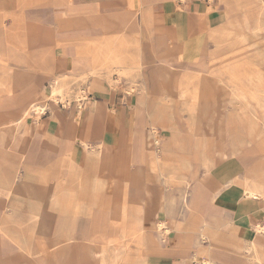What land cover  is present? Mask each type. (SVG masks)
<instances>
[{
  "label": "crops",
  "instance_id": "1",
  "mask_svg": "<svg viewBox=\"0 0 264 264\" xmlns=\"http://www.w3.org/2000/svg\"><path fill=\"white\" fill-rule=\"evenodd\" d=\"M252 1L0 0V124L17 122V128L0 129V264H84L86 254L117 246L120 205L126 206L127 228L141 222L145 232L128 237L157 236L146 229L155 212L153 220L159 223H196L185 234L192 238L191 247L199 249L195 261L204 254L216 264H252L257 259L243 247L253 226L264 223V202L233 200L252 171L225 187L220 181L215 191L203 182L193 185L201 183L203 194L211 201L220 198L231 211L222 218L203 216L206 241L195 217L186 213L179 218L176 208L173 218L166 194L158 196L150 181L135 179V172L154 168L153 153L184 156L194 172L213 168L214 139L181 132L185 106L165 100L160 94L168 87L158 82L178 70L201 72L191 61L199 59L200 67L201 61H215L217 44L230 54L225 60H246L223 46L246 38L261 42L256 40L264 34V0ZM246 21L251 28L259 25L261 34L246 29ZM110 60L123 65L111 68ZM110 70L127 76L112 87L110 79L114 83L118 74ZM84 76L92 87L89 100L62 103L47 97L65 77ZM133 84L137 92H127ZM26 102H41L44 112L18 117ZM152 126L160 132L157 151ZM260 149L251 165L239 168H261L253 171L264 174ZM198 157H206V167ZM120 168H126L121 169L126 180H120ZM162 204L163 213L158 210ZM57 245L71 247L78 260L59 261ZM43 252L50 259L41 261ZM259 253L264 256L262 248Z\"/></svg>",
  "mask_w": 264,
  "mask_h": 264
},
{
  "label": "rangeland",
  "instance_id": "2",
  "mask_svg": "<svg viewBox=\"0 0 264 264\" xmlns=\"http://www.w3.org/2000/svg\"><path fill=\"white\" fill-rule=\"evenodd\" d=\"M211 1L209 0V2ZM247 29H251L254 35H260L262 31L259 25L251 28L249 23ZM253 40L255 41L254 38H246L244 41L246 43L224 44L225 46H223L229 50L233 49L234 52L231 51L233 52L232 56L245 57L246 60H225L226 56L230 54L222 52L221 44H217L219 48L215 50L219 51L220 54L214 56L215 61L209 62L208 65L204 63L201 67L197 64L199 59L191 61L201 72L178 70L175 75L166 76L158 82V84L168 87L164 89L165 92L160 94L165 100L169 102L179 101L185 106L183 112H187V116L182 119V124H180L181 132L200 134L214 139L213 168H196L194 172L192 168H188V162L184 156L161 158L158 154L153 153L151 164L154 168L145 169L147 170L145 173L135 172V179L150 181L153 186H156L157 190L155 191L158 196L160 193L166 194V202L173 218L176 214V208H179L177 212L179 218H185L186 213L195 217L198 221L199 232L203 228V222H205L203 220L204 215L208 214L210 218L213 216L222 218L224 212L231 211L227 209L230 208L228 205L221 203V200L218 201L220 198L211 201L212 199L208 195L206 196L201 192V183L193 186L195 182H203L205 187L210 185L215 191L220 181V187H225L232 184L234 180L242 179L250 174V171L256 173L253 169L258 171L261 169L239 168L240 164L243 166L251 165L262 152L260 147L264 149V34L256 40L257 42L261 41L260 43L255 44ZM119 65L123 64L112 60L108 62V66L111 68H120ZM109 73L118 74L114 83L110 79L112 87L120 81L121 77L127 76L125 72L110 70ZM63 80L62 83L54 87L53 93L51 90L48 92L47 97H50L52 101L71 103L78 100L87 101L89 97H92V87L89 85L87 76L65 77ZM126 91L136 93L137 88L133 84ZM36 105H38L36 102H26L17 110L18 117H29L32 113L41 114L44 112V110H30L26 116L22 115L23 110H28V107L34 108ZM207 113H209L208 119ZM4 123L8 124L7 127H1ZM16 124V121L13 122V125L3 122L0 124V129L17 128ZM168 130L172 132L171 126ZM152 133L156 146L155 151H157L160 145L158 137L160 132L156 126H152ZM155 137L159 140L158 144L155 142ZM162 152L166 153L164 149ZM204 159L206 160V157H198L200 163ZM205 160L203 161L204 167H206ZM121 169L126 168H120V180H126V171H121ZM173 182L179 183L174 184ZM176 186L178 188H173ZM261 201L264 202V197ZM155 203L160 204L161 200L157 198ZM124 206L118 207L117 216L118 231L119 229L125 230H123L124 238H117L116 247L109 245L108 249H103L99 253L86 254L89 257L84 264H95V261L97 264H196L195 260L198 258L199 249L192 248V238L188 235L185 236L190 232V228H195L196 223L190 225L189 221L186 220L165 221V226L159 228V222L153 220L157 214L152 212L151 221L146 223V229L149 232L156 231L157 236L150 234L149 237H145L148 235L147 233L140 238L128 237L129 234L143 233V228L141 222L133 229L127 228L125 225L126 206ZM158 210L161 213L164 212L163 204ZM234 214L236 220L241 219L237 213ZM252 217L254 216L252 215ZM217 222L219 224L223 221ZM252 223L248 224L249 228H252ZM225 225V230L228 231L230 228L226 223ZM164 242L167 243L166 247L161 244ZM176 244L178 245L177 248L175 247ZM143 249H148V252L144 250L143 253ZM190 249L192 250L191 253L188 252ZM56 250L57 253H55L59 261H66L73 259V257L78 260L77 254L71 253V247L68 245L60 247L57 245ZM49 255L46 252L41 253V261H46L45 258L47 257L50 259ZM205 259H207V255H203L200 262ZM255 261L251 263L257 264L259 262L257 259Z\"/></svg>",
  "mask_w": 264,
  "mask_h": 264
},
{
  "label": "bare ground",
  "instance_id": "3",
  "mask_svg": "<svg viewBox=\"0 0 264 264\" xmlns=\"http://www.w3.org/2000/svg\"><path fill=\"white\" fill-rule=\"evenodd\" d=\"M252 1V0H251ZM256 1V0H255ZM254 2V1H252ZM251 3V2H250ZM249 3V4H250ZM260 5V4H259ZM250 6V5H249ZM254 7V6H253ZM263 7V6H262ZM262 12L264 13V7L262 8ZM245 27L246 29L248 28V23L247 21L245 22ZM223 29V28H222ZM203 40V39H202ZM205 46V44H204ZM88 48V47H87ZM203 49L205 47H202ZM199 50H201L199 48ZM205 62H201V65L203 66ZM94 72V71H93ZM51 92L53 93V90H51ZM72 95V94H71ZM76 100V99H75ZM42 104L38 103V105H36L34 108L32 107H28V110H23V113L22 115L23 116H26L29 112L28 111H43L44 108L41 107ZM44 105V104H43ZM47 107V106H46ZM79 107V106H78ZM82 109V108H81ZM36 114V113H35ZM40 114V113H39ZM1 127H7V124H3ZM158 139H156L155 137V142L156 144H158ZM92 177V176H91ZM96 178V177H95ZM96 180V179H95ZM251 180L253 183H249L248 181ZM94 181V180H93ZM124 182V181H123ZM131 182V181H130ZM94 183V182H93ZM130 184V183H129ZM241 185H242V188L241 189L242 191L240 192V194H236V196L233 198V200L239 202L241 199H243L242 201L244 202H254L255 200H257L258 198L259 199H262L264 197V191H263V188H264V174H262L261 172L258 173H254V172H251L249 178L245 179L243 182H241ZM130 188V187H129ZM132 191V190H131ZM11 192V190H10ZM129 192V191H128ZM123 195V194H122ZM124 206V205H123ZM125 207V206H124ZM248 209V207H246ZM122 209H125L122 207ZM243 210V209H242ZM125 211V210H124ZM244 211V210H243ZM123 213V212H122ZM248 213V212H247ZM263 215V214H262ZM125 216V215H124ZM123 218V217H122ZM125 218V217H124ZM204 223V222H203ZM122 224V223H121ZM125 224V223H124ZM162 226H165V223L164 222H160L158 224V227H162ZM124 228V227H122ZM124 230V229H123ZM200 230V229H199ZM125 231V230H124ZM121 233L120 234V239H123L124 237V233L123 231L121 230L120 231ZM252 234H250L248 236V243L244 248V252L249 254V253H254V255L257 257V259H259L261 261L262 257H260V253H259V248H262L264 250V223H261V224H257L255 226V229H253L252 231ZM207 229L205 228L204 226V229L202 230L201 232V238L203 241H206L207 240ZM214 235V234H213ZM185 244V243H184ZM205 256L207 254H204ZM214 258L211 256V255H207V259L203 260L202 262H200L201 260H198L196 261V264H216L213 260ZM263 260V259H262Z\"/></svg>",
  "mask_w": 264,
  "mask_h": 264
},
{
  "label": "built area",
  "instance_id": "4",
  "mask_svg": "<svg viewBox=\"0 0 264 264\" xmlns=\"http://www.w3.org/2000/svg\"><path fill=\"white\" fill-rule=\"evenodd\" d=\"M79 101L83 102V100H79Z\"/></svg>",
  "mask_w": 264,
  "mask_h": 264
}]
</instances>
